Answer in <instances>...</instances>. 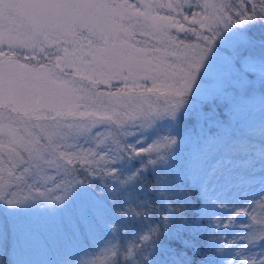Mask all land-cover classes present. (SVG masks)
Segmentation results:
<instances>
[{
  "label": "snow or ice",
  "instance_id": "obj_1",
  "mask_svg": "<svg viewBox=\"0 0 264 264\" xmlns=\"http://www.w3.org/2000/svg\"><path fill=\"white\" fill-rule=\"evenodd\" d=\"M0 264H264V0H0Z\"/></svg>",
  "mask_w": 264,
  "mask_h": 264
}]
</instances>
